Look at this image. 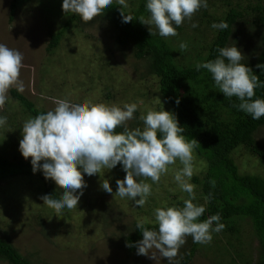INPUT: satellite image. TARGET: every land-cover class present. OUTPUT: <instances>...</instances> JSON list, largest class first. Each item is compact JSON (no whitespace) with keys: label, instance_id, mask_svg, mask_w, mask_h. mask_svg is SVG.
Listing matches in <instances>:
<instances>
[{"label":"rangeland","instance_id":"rangeland-1","mask_svg":"<svg viewBox=\"0 0 264 264\" xmlns=\"http://www.w3.org/2000/svg\"><path fill=\"white\" fill-rule=\"evenodd\" d=\"M229 1L238 2L242 8L256 2ZM10 2L0 0V43L23 53L25 67L20 79L25 84V91L22 94L37 107L53 110L56 101L61 99L71 103L90 101L121 107L125 103H137L135 118L128 122L130 127L132 124L133 127H143L139 117L149 110L173 113L160 98L157 80L149 74L147 60L134 58L128 46L119 48L106 22L96 17L84 23L79 18L64 31L57 47L48 51L51 34L62 29L70 15L63 12V0H18L11 20ZM228 7L223 0H208L205 9L208 14L219 16ZM200 10L192 19L201 18L200 32L209 39L213 33L200 16ZM248 12L243 20L233 25L227 45L237 46L245 57H250L258 49L259 37L258 24L255 23L257 15L249 9ZM189 23L190 20L186 19L181 25L182 33L186 35L192 30L190 25L186 27ZM6 109L12 117L6 114L7 122L0 126V141L4 145L8 143L9 151L17 152L20 150L16 143L23 138L22 126L33 117L21 112L10 91L0 114ZM256 139L264 145V126L257 131ZM233 155L241 171L264 176V165L257 158L242 149ZM197 161L194 158V162ZM181 167L179 161L169 166V172L162 175L158 184L150 179L146 181L152 184V194L143 207L115 194L116 180L126 176L121 165L105 171L103 177L99 173L93 176L84 174L87 187L78 206L70 211L65 208L60 216L40 199L45 194L39 180L20 175L6 177L0 181V235L35 264H156L146 256L137 255V248L129 252L125 237L138 219L155 223L154 210L163 201L154 206L156 201L152 197L160 195V187L169 196H186L174 180L175 171ZM201 167L202 163H194V173H198ZM102 179L109 180L112 193L102 189ZM55 187L61 196L63 189H59L56 183ZM246 231L242 237L243 249L254 256L257 242L250 237L248 226ZM188 244L189 237L179 250V257ZM221 260L211 252L205 253L202 248L188 264H225ZM0 264L9 263L0 258ZM157 264H167V261L159 258Z\"/></svg>","mask_w":264,"mask_h":264},{"label":"clouds","instance_id":"clouds-1","mask_svg":"<svg viewBox=\"0 0 264 264\" xmlns=\"http://www.w3.org/2000/svg\"><path fill=\"white\" fill-rule=\"evenodd\" d=\"M114 0H63L65 15H78L84 23L101 16L105 9L113 5ZM121 6L122 22L128 23L138 19L147 25L151 36H177V28L184 21L191 20L201 9L207 8V0H147L146 10L150 14L138 18L125 9L127 0H116ZM196 23L192 27H197ZM212 27L225 30L227 22L213 23ZM180 50L188 48L187 42L179 44ZM218 57L204 63L196 64V69H206L214 79L215 85L226 98H237L234 105L249 114L252 119L264 117V99L255 96L257 87H264L252 68L242 63L245 56L235 45L218 48ZM23 53L0 43V109L8 99L10 89L25 91V84L20 79L25 67ZM264 69V64H258ZM179 104V99H177ZM138 110L137 103L118 105L71 103L66 99L56 101L53 110L40 113L26 120L22 126L23 138L19 150L27 160L31 158L34 173L42 171L46 179L54 181L63 189L60 198L52 195L40 197L43 204L54 209L60 216L65 208L75 209L87 187L84 174L93 176L115 168L120 164L126 172L123 179H117L115 192L121 198H129L136 206L143 207L152 194L151 180L158 184L162 175L169 172V166L179 161L182 167L175 171L174 180L189 198L184 199L183 207H158L154 210L155 223L158 228H149L147 219H138L136 227L143 238L135 243L137 255L146 256L158 262L159 258L167 264H179V250L191 237L194 243L208 244L213 232L225 228L220 223L219 213L200 221L205 212L203 205L194 203L195 185L190 183L194 175V149L201 146L192 138L186 139L176 116L169 111L149 110L141 114L143 128H130L128 122L133 120ZM7 117H0V126L5 125ZM122 128L123 131H116ZM42 162V163H41ZM214 185V181H212ZM101 187L107 193L113 189L108 179L101 180ZM79 192V195H77ZM215 222V227H213ZM127 246L132 247L129 243Z\"/></svg>","mask_w":264,"mask_h":264},{"label":"trees","instance_id":"trees-1","mask_svg":"<svg viewBox=\"0 0 264 264\" xmlns=\"http://www.w3.org/2000/svg\"><path fill=\"white\" fill-rule=\"evenodd\" d=\"M146 3L147 0H128L129 7L125 11L136 18L141 15L148 17L150 14L146 10ZM223 3L227 7L230 6L219 16L208 14L205 8L200 10V16L213 33L209 39L200 32L201 18H193L186 25L191 26L190 34L182 33L183 28L179 26L177 36H151L149 26L143 25L138 19L128 23L122 22L121 6L116 4V0L101 16H97L110 27L119 48L128 46L134 58L147 60L148 72L157 80L161 100L170 106L180 126L184 127L182 135L188 140L195 138L201 144L193 152L194 158L198 160L194 163H202L199 172L194 173L190 180V183L195 185L194 203L205 207L200 221L219 213V222L223 223L225 228L218 233L213 232V239L208 244L194 243L189 237L185 252L178 258L179 264H188L194 254L202 248L205 253H213L225 264H264V176L241 171L233 155L242 149L264 165V145L256 139L257 131L264 126V117L254 120L249 114L239 110L234 106L239 103L237 98H226L215 85L212 75L206 69L197 70L195 67L198 63L218 57V48L228 45L233 25L243 20L249 9L257 15L255 23L259 28L258 49L250 57H245L242 63L252 68L253 74L258 75L260 81L264 82V69L257 67L258 64H264V0H256L253 5L247 4L246 8L229 0H223ZM17 4L18 0L10 2V20ZM79 18L78 15L70 14L62 29L51 34L48 51L57 47L64 31L73 23H77ZM221 21L227 22L229 27L225 30L212 27L213 23ZM193 23L198 26L192 27ZM181 42H187L186 50H180ZM10 94L24 115L34 118L47 112L15 88L10 89ZM257 98L264 99V87L255 89L253 99ZM6 114L7 109L3 110L0 116L6 117ZM7 115L12 117L11 113ZM130 128L136 127L132 124ZM116 131L123 129L118 128ZM6 145L0 141V181L9 176H27L40 181L45 195L60 198L54 181L46 179L42 171L33 172L31 158L26 160L20 151H9ZM116 167L119 168L120 164ZM212 181L215 182L214 185ZM159 191L160 195L152 197L156 201L154 206L163 201L160 207H183L184 199L189 198L187 193L185 197H178L175 194L169 196L161 187ZM150 202H153L151 198ZM136 223L125 237L126 244L133 245L127 246L129 252L135 251V243L143 238ZM146 226L158 228L156 223ZM247 226L251 230L250 237L257 242L254 256L243 249L242 237L246 235ZM0 258L9 264H35L1 235Z\"/></svg>","mask_w":264,"mask_h":264}]
</instances>
